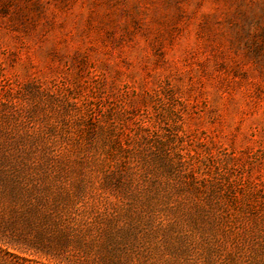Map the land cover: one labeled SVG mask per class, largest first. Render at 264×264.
Here are the masks:
<instances>
[{
  "label": "rangeland",
  "instance_id": "374dc122",
  "mask_svg": "<svg viewBox=\"0 0 264 264\" xmlns=\"http://www.w3.org/2000/svg\"><path fill=\"white\" fill-rule=\"evenodd\" d=\"M0 157L16 200L133 204L193 264H264V0H0Z\"/></svg>",
  "mask_w": 264,
  "mask_h": 264
},
{
  "label": "trees",
  "instance_id": "16d2710c",
  "mask_svg": "<svg viewBox=\"0 0 264 264\" xmlns=\"http://www.w3.org/2000/svg\"><path fill=\"white\" fill-rule=\"evenodd\" d=\"M17 166L0 157V264H24L10 251L23 247L67 264L198 262L179 244L157 242L162 229L133 204L120 210L122 215L108 218L101 213L85 227V210L74 200H16L23 198L21 183L7 173L18 172ZM8 195L15 200H4Z\"/></svg>",
  "mask_w": 264,
  "mask_h": 264
}]
</instances>
